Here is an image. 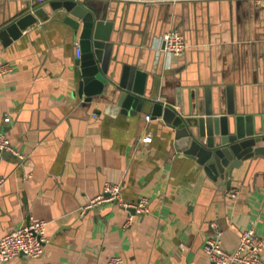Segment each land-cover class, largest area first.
I'll return each instance as SVG.
<instances>
[{"label": "crops", "instance_id": "1", "mask_svg": "<svg viewBox=\"0 0 264 264\" xmlns=\"http://www.w3.org/2000/svg\"><path fill=\"white\" fill-rule=\"evenodd\" d=\"M90 1L97 9L111 4L106 20L118 26L111 32L117 75L123 63L148 77L161 70L155 86L160 100L176 99V81L183 88L211 85L212 92L232 85L236 109L264 115L262 3ZM119 2L124 7L118 16ZM29 6V0H0V28ZM56 14L63 13L48 12L47 19L23 29L22 37L0 44V60L12 65L0 76V132L25 155L23 163L0 157V235L42 218L48 237L40 256L17 255L4 264H106L112 254L126 264H214L202 249L212 221L226 249L238 241L231 225L264 237V156L244 160L229 177L212 181L190 160H178L181 151L168 152L167 125L158 123L160 117L145 119L150 111L122 114L113 101L100 98L83 107L75 64L78 33L69 35ZM170 29L184 36L180 55L162 50L161 35ZM144 136L150 141L142 142ZM107 181L121 182L124 205L110 200L79 211ZM230 187L238 188L234 198L227 194ZM137 194L148 198V210L123 226ZM261 255L264 264V250Z\"/></svg>", "mask_w": 264, "mask_h": 264}, {"label": "water", "instance_id": "2", "mask_svg": "<svg viewBox=\"0 0 264 264\" xmlns=\"http://www.w3.org/2000/svg\"><path fill=\"white\" fill-rule=\"evenodd\" d=\"M109 5L105 2L106 9H97L90 0H49L32 10L23 9L0 28V44L8 45L22 37L23 29L47 19L48 12L60 11L63 14L55 17L65 22L68 34L78 33L80 55L75 64L77 92L84 97L83 107L93 105L91 103L100 98L113 101L122 114L150 111V119L160 117L158 123L167 125L171 136L168 152L181 151L183 156L178 160H190L212 181L229 177L244 160L264 156V115L246 114L236 109L232 85L216 87L212 92L211 85L183 88L176 81V99L168 95L166 100H160L155 86L161 70L148 77L147 72L123 63L117 75L118 59L111 32L118 26L114 20H106ZM123 7L124 3L119 2L118 16L122 15ZM113 9L108 8V11ZM151 79L152 88H148ZM4 156L12 155L0 149V157ZM167 161L171 163L170 157ZM139 199L137 194L132 204ZM129 210L133 211V207Z\"/></svg>", "mask_w": 264, "mask_h": 264}, {"label": "built area", "instance_id": "3", "mask_svg": "<svg viewBox=\"0 0 264 264\" xmlns=\"http://www.w3.org/2000/svg\"><path fill=\"white\" fill-rule=\"evenodd\" d=\"M46 0H29L32 10L34 5L41 4ZM257 4H264V0H255ZM264 28V22H262ZM163 42L162 50L169 56L180 55L186 42L183 34L177 29H170L161 35ZM75 54L80 55L79 44L75 42ZM12 69L10 62L0 60V76ZM145 119L149 120L150 115L146 114ZM150 137L144 136L142 142H148ZM0 149L9 152L18 163H23L25 155L18 151L11 142L6 133L0 132ZM4 180L0 176V183ZM230 197L238 194V188L230 187L227 190ZM115 200L124 205L121 198V182H105L102 192L89 199L85 206H81L79 211H84L90 207L96 206L102 202ZM133 211H128L123 226H128L136 214L148 210V198L140 197L139 201L131 205ZM45 219H29L26 222L14 227L4 234L0 235V264H4L17 255L27 257H38L44 251V245L48 241L45 233ZM211 232L204 238L202 249L207 257L214 264H262V250H264V237L259 236L253 228H239L231 225L237 233L238 241L233 249H226L221 240V230L216 223H210ZM106 264H126L120 255L112 254L108 257Z\"/></svg>", "mask_w": 264, "mask_h": 264}]
</instances>
